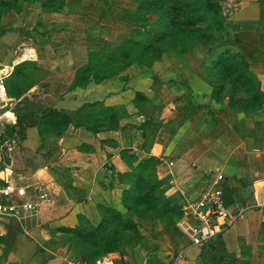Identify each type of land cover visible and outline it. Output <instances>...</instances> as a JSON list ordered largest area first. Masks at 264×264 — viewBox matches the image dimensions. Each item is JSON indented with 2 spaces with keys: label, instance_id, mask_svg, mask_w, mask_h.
Here are the masks:
<instances>
[{
  "label": "crops",
  "instance_id": "obj_1",
  "mask_svg": "<svg viewBox=\"0 0 264 264\" xmlns=\"http://www.w3.org/2000/svg\"><path fill=\"white\" fill-rule=\"evenodd\" d=\"M6 1L14 3L8 11ZM218 1L224 16L223 31L213 33L221 37L209 38L208 47L212 43L214 47L210 51L206 47L203 69L188 71L182 66L186 65V56H176L178 76L192 82L191 93L195 96L190 95L191 105L188 108L187 104L176 102L183 96V89H171L166 82L160 87L161 108L153 119L162 122L163 127L149 154L165 158L157 172L165 180L166 191L176 194L181 206L199 197L220 169L225 176L222 185L227 204L251 207L243 220L203 246L205 253L201 248L192 250L195 246L186 227L192 221L181 219L169 232L160 221L143 222L150 232L141 231L142 234L158 245L146 246L145 240L131 252L129 261L171 264L176 251L185 249L190 264H264V0ZM136 6V2L129 0H0V66L13 73L21 62H33L30 66L35 80L20 98L10 96L13 84L8 86L7 95L14 104L6 109L3 118L16 125V146L11 167L4 169V173L8 170L3 176L26 187L29 199H36L43 192L50 196L41 210L25 217L23 222L12 218L5 228L0 226L5 233L3 256L9 234L15 238L16 222H22L21 227L29 237L40 231L47 238L49 233L52 235L49 227L74 226L79 214L95 218L96 206L112 202L116 199L115 189H120L113 169L119 161L123 162L120 150L127 147L146 154L143 131L137 127L92 133L85 126L70 122L61 135L44 136L37 127L41 109L76 111L94 102L102 104L97 107L123 105L128 115L119 119L121 125L135 124L139 115L144 116L136 112L129 115L130 106H134L132 100L137 90L149 95L151 89H138L131 82L126 87L124 82L116 81L118 77L71 88L76 68L87 58L90 49L100 48L104 41L112 42L104 33L110 28L109 17L130 26L129 34L120 38L131 36L135 25L124 14L127 10L134 11ZM227 46L246 55L260 84L262 108L250 116L212 104L208 95H203L210 92L206 64ZM35 72H41L40 81V75L36 77ZM12 73L7 83L13 80ZM166 90L177 95L170 101L171 105L161 95ZM83 113L77 116L79 120L83 117L86 120ZM126 131H131L128 141H119V134ZM70 245L66 246L68 253ZM165 249L166 252L162 251ZM218 252L221 256L217 257ZM104 258L123 264V257L117 252ZM88 264L95 263L91 260Z\"/></svg>",
  "mask_w": 264,
  "mask_h": 264
},
{
  "label": "trees",
  "instance_id": "obj_2",
  "mask_svg": "<svg viewBox=\"0 0 264 264\" xmlns=\"http://www.w3.org/2000/svg\"><path fill=\"white\" fill-rule=\"evenodd\" d=\"M135 2V10H127L124 14L135 25L131 36L120 38L115 43L104 41L100 48L90 49L87 58L76 68L71 88L86 87L90 82L102 83L115 77L124 80L128 87L132 81L128 68L136 66V69L143 71L142 76L149 75L152 78L149 87L153 96L137 90L132 100L137 108L136 113L148 117L142 122L121 125L119 119L128 115L123 105L97 107L102 105L97 102L86 104L76 111L57 108L38 111L40 117L37 127L41 136L61 135L70 122L85 126L92 133L129 127L143 131L145 155L127 147L120 150L121 160L128 170L117 174L119 184L124 185L118 198L110 203H99L94 212L95 218L79 214L76 225L59 226L53 231L54 234L61 233L71 244V258L88 262L92 260L93 263L98 258L117 252L125 264L127 261L124 259L131 256L136 247L144 244L145 236L134 216L146 222L160 221L167 232L183 219L178 196L166 191L165 180L158 175L159 159L149 153L163 127L162 122L153 119L155 112L161 108L158 101L160 87L166 82L171 89H183V96L178 97L176 102L185 103L189 108L192 82L184 78L164 79L167 70L154 72L153 69L155 62H161L170 51L182 57L192 49L201 53L212 50L213 43L207 49L204 43L215 35V31H223L224 16L218 0ZM5 5L8 11L14 3L6 1ZM31 64L33 62L26 61L15 67L11 76L13 85L10 86L13 97H22L33 85L35 80ZM205 70L210 92L203 95H208L210 103L221 108L229 107L234 112L248 116L262 108L260 84L241 50L225 47L216 58L207 62ZM201 107L198 106L199 109ZM80 113L85 114L86 120L84 117L80 120L77 118ZM15 126H8L13 138Z\"/></svg>",
  "mask_w": 264,
  "mask_h": 264
},
{
  "label": "built area",
  "instance_id": "obj_3",
  "mask_svg": "<svg viewBox=\"0 0 264 264\" xmlns=\"http://www.w3.org/2000/svg\"><path fill=\"white\" fill-rule=\"evenodd\" d=\"M11 73L7 67L0 66V216L21 220L41 210L43 205L50 201V196L47 193H39L36 199H29L26 187L8 181L3 176V170L11 167L6 162L5 156L12 157V151L15 148V140L8 130L11 122L3 118L6 109L14 104L7 95V78ZM143 120V115H140L138 121L142 122ZM157 158L160 163L165 162L164 157ZM170 164L174 163L170 162ZM215 173V178L199 197L190 199L182 205L183 219L192 221V223H187L186 227L191 244L194 246H206L212 240L223 235L236 223L243 220L251 207L241 203L234 206L228 205L222 185L225 176L220 169ZM4 236L5 233L0 230V259L5 253ZM104 257L96 259L95 264H115L107 261ZM63 264H88V262L80 258H68ZM171 264H190L187 261L186 250L176 251Z\"/></svg>",
  "mask_w": 264,
  "mask_h": 264
},
{
  "label": "rangeland",
  "instance_id": "obj_4",
  "mask_svg": "<svg viewBox=\"0 0 264 264\" xmlns=\"http://www.w3.org/2000/svg\"><path fill=\"white\" fill-rule=\"evenodd\" d=\"M129 1L131 3H133V2L135 3V0H129ZM108 22L110 23V28H109V30L104 31V33H105V36H107V40H112L111 43H115L120 39V37H122V36L124 37V35L129 34L128 32H129L130 26H128L126 22H117L114 17H109ZM111 25L113 27H111ZM215 33L217 34V31H215ZM218 35H214V38L221 37V35H219V36ZM209 44H210V42L206 41L204 43L205 48L208 47ZM82 50L83 49L81 48L80 52H82ZM183 56H186V58L184 59V63L186 65L182 64V66H186L188 71H190L191 69H203V67H204V65H203L204 59L203 58H204V56H206V55H204V53H201V52H198L197 50L192 49ZM176 59H177V57H176V55H174L173 52L172 53H171V51L168 52L166 55H164V58L161 62H158V61L155 62L154 69H153L154 72H155V70H156V72L161 71V70L162 71L167 70L165 75H164V77H165L164 79L172 78L175 80H179L181 77L178 76V73H177L176 68H175ZM150 71L151 70H149V72ZM142 72L143 71L136 69V66H130L128 68V74L132 78L131 83L134 84L135 86H137L136 88L143 89L144 91H147L150 89L149 86H150V82H152V78L151 77H149V78L142 77L141 76ZM40 73L41 72H35L36 77H38L40 75L38 77L39 81L42 79V74H40ZM116 81L119 83L124 82L119 77L116 78ZM10 83H11V85L13 84V81H11V79H9V81H8V86H10ZM12 94L13 93L9 92L10 96H12ZM149 95H151V93ZM161 95H163L167 99V102L169 105L172 104L170 102L172 100V98L177 96L176 94H172L169 90H166L165 92L161 91ZM193 95L194 94L192 93V96ZM135 112H137L136 107L130 106L129 115L131 113L134 114ZM138 117L136 119V122H139ZM130 132L126 131L122 135L119 134V141H122V142L128 141V136L131 135ZM15 146H16V142H15ZM14 153H15V150L12 151L13 156H14ZM118 155H119V153H118ZM118 160H120V159L118 158ZM113 169H114V173L119 174V172L127 171L128 167L124 162L119 161V163L116 164ZM7 170H5V173ZM5 173L3 170L4 175H5ZM115 180H116V182L118 181L117 175L115 177ZM123 186H124L123 184H120V189L119 188H118L119 190L115 189L116 199L118 198V195L123 191V188H124ZM43 193H46V192H43ZM86 216H88V215H86ZM134 218L136 220H138V223L140 225V227H139L140 230L144 231V232H146V234H148L150 232V228L149 227L145 228V225L143 224V222H146V221L142 220L141 218H139L137 216H134ZM12 220H13L12 218H9L6 216H0V226L5 228L7 223L11 222ZM24 220H26V219L23 218L21 221L23 222ZM78 220H79V217H77L76 224H77ZM21 223L16 222V224H15V228H16V229H14L15 238H14V235H11V233L9 234V237L7 239V246H8L7 252H6V255L0 259V264H63V262H65V260L68 259L67 256L68 255L71 256L73 249L70 245V251H69V253L67 252L66 246L69 244L68 241H66L64 239V237L61 233H56V234L53 233L54 229L57 228L58 226L57 227L56 226L49 227L48 232H51L52 235L50 236V233H49V236L47 238H44L40 231L38 233L35 232L33 237H29V235L25 234V230L21 227ZM60 224H62V223H60ZM145 240H146V243L148 242L146 246L156 247L158 245L157 242L150 237L145 238ZM166 245L169 246L168 243H166ZM204 247L203 246H200V247L195 246L192 250H193V252L194 251L196 252V251H199V249L201 248L202 251H204V253H205ZM64 248H66V249H64ZM162 251L166 252L167 250L165 249ZM218 254L221 256V253L218 252L217 257H218ZM131 257L132 256H130V258ZM216 259L218 260V258H216ZM126 261L127 262L125 264H139L135 260L129 261V256L127 257Z\"/></svg>",
  "mask_w": 264,
  "mask_h": 264
},
{
  "label": "water",
  "instance_id": "obj_5",
  "mask_svg": "<svg viewBox=\"0 0 264 264\" xmlns=\"http://www.w3.org/2000/svg\"><path fill=\"white\" fill-rule=\"evenodd\" d=\"M5 160H6V162L9 164V165H11L12 164V158L10 157V156H8V155H6L5 156Z\"/></svg>",
  "mask_w": 264,
  "mask_h": 264
}]
</instances>
